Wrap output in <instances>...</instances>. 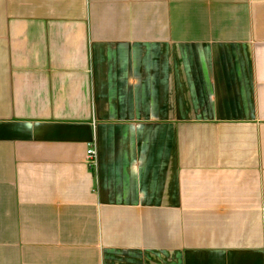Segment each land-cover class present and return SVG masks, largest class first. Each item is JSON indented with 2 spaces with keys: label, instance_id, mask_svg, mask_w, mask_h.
<instances>
[{
  "label": "crops",
  "instance_id": "1",
  "mask_svg": "<svg viewBox=\"0 0 264 264\" xmlns=\"http://www.w3.org/2000/svg\"><path fill=\"white\" fill-rule=\"evenodd\" d=\"M0 264H264V0H0Z\"/></svg>",
  "mask_w": 264,
  "mask_h": 264
},
{
  "label": "built area",
  "instance_id": "2",
  "mask_svg": "<svg viewBox=\"0 0 264 264\" xmlns=\"http://www.w3.org/2000/svg\"><path fill=\"white\" fill-rule=\"evenodd\" d=\"M87 161L89 162L90 166L97 165V150L94 144H89L88 152H87Z\"/></svg>",
  "mask_w": 264,
  "mask_h": 264
}]
</instances>
